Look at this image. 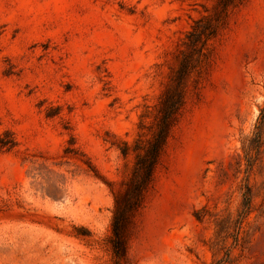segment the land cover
I'll use <instances>...</instances> for the list:
<instances>
[{"label": "rangeland", "instance_id": "1", "mask_svg": "<svg viewBox=\"0 0 264 264\" xmlns=\"http://www.w3.org/2000/svg\"><path fill=\"white\" fill-rule=\"evenodd\" d=\"M0 264H264V0H0Z\"/></svg>", "mask_w": 264, "mask_h": 264}, {"label": "trees", "instance_id": "2", "mask_svg": "<svg viewBox=\"0 0 264 264\" xmlns=\"http://www.w3.org/2000/svg\"><path fill=\"white\" fill-rule=\"evenodd\" d=\"M170 116H171V111L169 113L168 111L164 113L163 123H162L163 127L168 126ZM165 133H166V130L163 128L159 131L158 135L156 136L155 142L152 144V147L148 150L147 156H149V161L147 163H143V158L140 159L141 165L147 164L146 166L149 169V174H152L153 168L157 160L158 153L161 149L162 143L165 138ZM116 201H117V198H116ZM248 201H249V198H248ZM126 222H127L126 212L122 211L120 207L116 208L113 222H112V228H113V234H114L112 243H113L114 251L119 257L125 254V242H124L123 232H124V227H125Z\"/></svg>", "mask_w": 264, "mask_h": 264}]
</instances>
